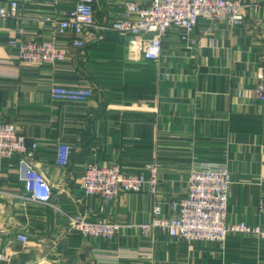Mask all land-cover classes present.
I'll return each mask as SVG.
<instances>
[{"label": "crops", "instance_id": "1", "mask_svg": "<svg viewBox=\"0 0 264 264\" xmlns=\"http://www.w3.org/2000/svg\"><path fill=\"white\" fill-rule=\"evenodd\" d=\"M25 1L24 17L7 19L0 31V121L14 122L37 147L0 158V264H264V240L247 233H231L224 244L188 242L141 226L155 203L166 216L176 214L192 168L205 163L231 171L229 220L264 225V100L255 91L264 81V0H242L241 24L201 19L189 36L170 30L153 60L143 54L153 33L101 28L129 0H95L96 26L82 47L71 43V32L55 37L47 19L65 16L76 0ZM53 37L70 46L55 64L26 62L10 44ZM56 85L91 88L93 96L56 100ZM60 144L71 148L65 164ZM26 160L49 182L50 203L31 198L21 178ZM92 160L146 176L156 167L157 192L107 201L89 195L82 181ZM76 214L121 227L111 239L83 236L72 224ZM20 233L29 241L19 242Z\"/></svg>", "mask_w": 264, "mask_h": 264}, {"label": "built area", "instance_id": "2", "mask_svg": "<svg viewBox=\"0 0 264 264\" xmlns=\"http://www.w3.org/2000/svg\"><path fill=\"white\" fill-rule=\"evenodd\" d=\"M54 1V0H45ZM95 0H76L75 7L63 17L48 16L52 22L54 35L73 34L71 43L76 47L85 45L86 30L96 26ZM25 0H9L0 4V31L4 21L10 18H22L26 13ZM122 15L101 26L120 33L145 35L153 33L143 45V54L147 59H157L161 55L163 39L170 30H181L189 36L201 19L211 21L226 20L236 25L245 20L243 12L246 4L242 0H151L147 5L129 0ZM10 44L20 46V57L33 64H55L65 60L70 52L69 44H59L54 39L18 40L12 38ZM257 96L264 100V81L255 88ZM56 100L84 101L93 96L91 88H72L56 85L52 89ZM30 148L27 137L21 133L14 122L0 121V158L14 155H27L37 147L33 142ZM71 148L60 144L58 161H68ZM30 159V158H29ZM25 160V159H24ZM28 161V162H26ZM21 171V178L26 183L32 199L50 203L54 193L46 178L26 160ZM159 183L156 167H152L148 176L126 172L121 165L113 162L102 165L97 161H89L86 165L82 186L89 195H97L107 201L123 192H138L147 188L155 194ZM232 175L226 164H195L189 177V190L175 205L178 212L166 216L160 203L152 208V220L142 224L146 233L151 227L177 234L188 242H220L224 244L231 233H247L264 240V225H253L245 221L233 222L228 218V203L231 193ZM74 228L83 236L113 238L121 224L111 220H95L85 214L71 217ZM19 242L29 241L25 233L17 235ZM0 253V258H5Z\"/></svg>", "mask_w": 264, "mask_h": 264}]
</instances>
